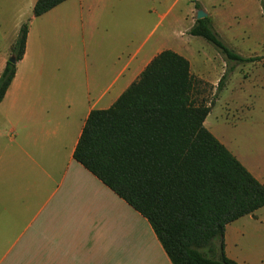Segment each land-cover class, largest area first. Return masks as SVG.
Segmentation results:
<instances>
[{
	"label": "crops",
	"instance_id": "crops-1",
	"mask_svg": "<svg viewBox=\"0 0 264 264\" xmlns=\"http://www.w3.org/2000/svg\"><path fill=\"white\" fill-rule=\"evenodd\" d=\"M37 1L0 0V77L29 25L24 58L0 103V264H172L149 222L74 153L90 113L111 108L161 52L183 56L191 74L214 87L226 61L194 45L198 37L152 40L143 0H68L36 18ZM207 2L198 3L221 40L264 62L260 0ZM212 110L206 129L264 183V137L246 136L235 148L212 130ZM263 211L227 226V256L240 237L251 244L264 237Z\"/></svg>",
	"mask_w": 264,
	"mask_h": 264
},
{
	"label": "trees",
	"instance_id": "trees-1",
	"mask_svg": "<svg viewBox=\"0 0 264 264\" xmlns=\"http://www.w3.org/2000/svg\"><path fill=\"white\" fill-rule=\"evenodd\" d=\"M66 1L38 0L34 17ZM28 32L24 24L12 47L15 62L0 77V103L24 58ZM188 35L203 38L227 61L261 59L230 49L209 16L196 19ZM204 84L186 58L161 52L111 108L90 113L74 158L149 222L172 264H238L226 254V228L264 208V183L204 126L211 112L200 98ZM214 241L219 254L211 259L201 251Z\"/></svg>",
	"mask_w": 264,
	"mask_h": 264
},
{
	"label": "rangeland",
	"instance_id": "rangeland-1",
	"mask_svg": "<svg viewBox=\"0 0 264 264\" xmlns=\"http://www.w3.org/2000/svg\"><path fill=\"white\" fill-rule=\"evenodd\" d=\"M136 1L133 0V3L135 4ZM143 1L151 18L149 30L154 31L152 40L165 33L168 42L182 44L191 38L187 27L190 20L195 22L197 18L198 10L195 4L208 3L207 0ZM220 5L222 1L217 4L218 9ZM193 6L194 12L191 13ZM194 40V45L204 44L207 51L213 50V54L221 56L227 65L223 73V75L227 74L226 80L221 89H218L219 82L215 87L207 83L202 86L200 98L213 107L210 116L212 130L220 138L222 135L235 148L246 136L264 137V62L227 61L220 51L203 38ZM249 242L251 241L248 236L240 237L239 242L229 246L228 256L240 263L264 264V237L254 239L253 244ZM201 252L206 257L216 259L219 254L218 241H214ZM1 253L0 249V257Z\"/></svg>",
	"mask_w": 264,
	"mask_h": 264
},
{
	"label": "water",
	"instance_id": "water-1",
	"mask_svg": "<svg viewBox=\"0 0 264 264\" xmlns=\"http://www.w3.org/2000/svg\"><path fill=\"white\" fill-rule=\"evenodd\" d=\"M206 17H208V14L204 10H198L197 11V18H196L197 20H200V19H203ZM9 61L14 63L15 59L13 57H10Z\"/></svg>",
	"mask_w": 264,
	"mask_h": 264
}]
</instances>
